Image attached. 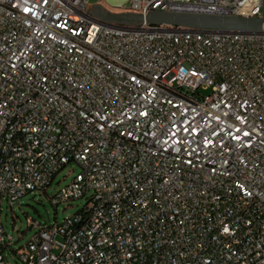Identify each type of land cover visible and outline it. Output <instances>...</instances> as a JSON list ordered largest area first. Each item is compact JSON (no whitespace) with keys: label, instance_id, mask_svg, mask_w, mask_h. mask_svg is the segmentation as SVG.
Wrapping results in <instances>:
<instances>
[{"label":"built area","instance_id":"obj_1","mask_svg":"<svg viewBox=\"0 0 264 264\" xmlns=\"http://www.w3.org/2000/svg\"><path fill=\"white\" fill-rule=\"evenodd\" d=\"M90 1L0 0V216L71 163L53 206L88 196L16 250L0 219V264H264V22L92 14L264 19L263 0Z\"/></svg>","mask_w":264,"mask_h":264},{"label":"rangeland","instance_id":"obj_2","mask_svg":"<svg viewBox=\"0 0 264 264\" xmlns=\"http://www.w3.org/2000/svg\"><path fill=\"white\" fill-rule=\"evenodd\" d=\"M97 3V0L90 1L91 5H96ZM79 173V166L71 163L57 174L46 193L43 191L34 192L33 194L29 193L13 206L7 201H3L0 219L5 231L15 240V250L27 245L34 234L39 231L40 227H33L34 224L38 223L42 226H48L56 221L61 223L66 218L72 217L84 209L88 202V196L61 204L57 208L53 206L50 199L61 189L71 184ZM29 220L31 223H29ZM8 255L9 264H23L13 254Z\"/></svg>","mask_w":264,"mask_h":264},{"label":"water","instance_id":"obj_3","mask_svg":"<svg viewBox=\"0 0 264 264\" xmlns=\"http://www.w3.org/2000/svg\"><path fill=\"white\" fill-rule=\"evenodd\" d=\"M92 14L100 17L103 20L126 25L136 26L141 24L142 22H148L153 25L166 24L177 27L226 32H258L262 30V23L264 22V19L257 18L247 19L243 17L153 11H151L148 16L136 14H111L100 6L96 10H94Z\"/></svg>","mask_w":264,"mask_h":264},{"label":"trees","instance_id":"obj_4","mask_svg":"<svg viewBox=\"0 0 264 264\" xmlns=\"http://www.w3.org/2000/svg\"><path fill=\"white\" fill-rule=\"evenodd\" d=\"M83 211V210H82Z\"/></svg>","mask_w":264,"mask_h":264}]
</instances>
